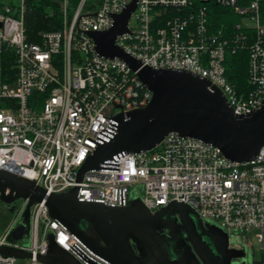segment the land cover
Segmentation results:
<instances>
[{
    "label": "built area",
    "instance_id": "2783aa9c",
    "mask_svg": "<svg viewBox=\"0 0 264 264\" xmlns=\"http://www.w3.org/2000/svg\"><path fill=\"white\" fill-rule=\"evenodd\" d=\"M63 26L28 37L26 0L0 1V169L35 180L47 194L78 186L79 198L112 206L130 204V192L156 212L173 201L190 204L204 219L216 220L234 244L250 242L258 229L264 264V147L248 162L227 158L222 150L193 137L170 132L154 149L121 152L98 169L82 166L97 146L115 132L121 112L146 106L152 91L127 62L105 57L90 31H107L133 0H59ZM210 1L241 17L234 37L213 29ZM262 0H137L127 31L116 38L126 53L153 68L184 69L220 87L236 114H249L264 101V23ZM250 47L251 88L239 90L227 77L231 38ZM15 57L13 79L5 81L2 54ZM29 199L18 211L25 210ZM0 245L26 250L31 257L0 253V264H45L50 238L80 264H111L96 255L62 223L45 201L31 206L30 244ZM235 237L233 240L232 237Z\"/></svg>",
    "mask_w": 264,
    "mask_h": 264
},
{
    "label": "water",
    "instance_id": "95a60500",
    "mask_svg": "<svg viewBox=\"0 0 264 264\" xmlns=\"http://www.w3.org/2000/svg\"><path fill=\"white\" fill-rule=\"evenodd\" d=\"M136 2L133 0L122 13L115 15L111 29L90 31L89 35L101 55L127 62L153 97L146 106L116 116L115 132L89 156L80 170L79 180L118 153L154 149L170 132L215 145L232 161L248 162L256 158L264 147V101L253 112L238 115L223 90L209 79L184 69L144 66L116 44L117 36L127 31ZM79 189L76 186L66 192L47 194L35 180L0 169V199L8 205L19 198L29 199L21 219L10 229L7 241L26 245L31 206L45 201L53 219L111 264H182L183 260L170 259L164 243V236L174 237L181 230L185 242L194 248L203 264H231L233 259L245 255L239 249L229 248V235L220 227L205 224L188 203L173 201L152 212L138 197L127 206H112L80 199ZM166 215H175L179 225L169 221ZM204 235L210 238L218 255ZM0 253L31 257L30 252L10 245H0ZM38 259L45 264H57V261L80 264L53 241V236L47 254L39 255Z\"/></svg>",
    "mask_w": 264,
    "mask_h": 264
},
{
    "label": "trees",
    "instance_id": "16d2710c",
    "mask_svg": "<svg viewBox=\"0 0 264 264\" xmlns=\"http://www.w3.org/2000/svg\"><path fill=\"white\" fill-rule=\"evenodd\" d=\"M1 1V0H0ZM79 0H71L72 4ZM210 22L213 29L225 30L226 34L234 37L235 26L241 17L230 8L210 1ZM26 29L30 40L37 41L42 31L61 29L63 26V15L59 0H26ZM262 22L264 23V0L261 2ZM236 33V32H234ZM246 43L241 45L235 38H231L229 49L226 53L225 69L228 79L239 89L247 90L251 88L249 74L250 47L255 38L252 29L246 30ZM3 69L6 73L5 81L13 79L15 57L11 50H5L2 54Z\"/></svg>",
    "mask_w": 264,
    "mask_h": 264
},
{
    "label": "rangeland",
    "instance_id": "374dc122",
    "mask_svg": "<svg viewBox=\"0 0 264 264\" xmlns=\"http://www.w3.org/2000/svg\"><path fill=\"white\" fill-rule=\"evenodd\" d=\"M13 1L14 3H20L21 0H7ZM143 194V187L141 184H138L136 187H133L130 192L131 198L135 196H141ZM24 205V199L19 198L13 205H8L0 199V238H2L8 230L13 228L18 219H21L23 211L18 215V211ZM14 209V211H12ZM166 218L170 221H176L175 215H166ZM204 223L207 225H212L214 227H220L219 223L216 220L204 219ZM258 229L251 230L250 242H245L247 246L248 256L246 258L245 264H253V261L257 264L262 261V250L258 240ZM235 237L233 236L232 239ZM176 239H185V234L180 233L177 237L167 238L166 240L173 241V244L176 243ZM31 240H25V244H30ZM183 253H177L175 250L172 252V256L178 258L182 256ZM18 264H27L26 260H21ZM57 264H63L61 261H57Z\"/></svg>",
    "mask_w": 264,
    "mask_h": 264
},
{
    "label": "flooded vegetation",
    "instance_id": "af4514ba",
    "mask_svg": "<svg viewBox=\"0 0 264 264\" xmlns=\"http://www.w3.org/2000/svg\"><path fill=\"white\" fill-rule=\"evenodd\" d=\"M172 222H174L176 225H179V220L178 219H176V221H172ZM83 226L87 227V224L84 223ZM180 233H183L182 230L179 233H177L176 236H174V237H177L178 234H180ZM164 237H166V239L170 238V237H167V236H164ZM171 238H173V237H171ZM203 238L210 244V246L212 247V249L216 253V255H218V252L215 249V247H214L212 241L210 240V238L208 236H206V235H204ZM166 239H165L164 243H165L166 248L169 251V256H170L171 260H174V259L183 260L182 264H203V262L201 261L199 256L196 254L194 248L191 245L187 244L185 242V239H176V241H175L176 243H174V244H173V241H169V240H166ZM228 247L229 248L239 249V250H241V251H243L245 253V255L243 257H239V258L233 259L231 264H245L246 258L248 256V251H247L246 244L242 243V244L236 245V244H234V242H232L229 239ZM173 250H175L178 253H183V255L179 256L178 258H175V257L172 256ZM253 264H256V263L253 261Z\"/></svg>",
    "mask_w": 264,
    "mask_h": 264
}]
</instances>
